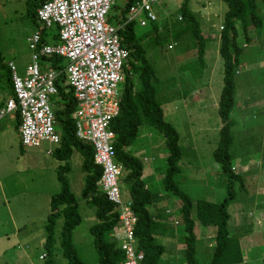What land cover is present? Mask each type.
Masks as SVG:
<instances>
[{
  "label": "rangeland",
  "instance_id": "obj_1",
  "mask_svg": "<svg viewBox=\"0 0 264 264\" xmlns=\"http://www.w3.org/2000/svg\"><path fill=\"white\" fill-rule=\"evenodd\" d=\"M114 3L115 8L109 13L110 16L118 14L124 6L123 0H115ZM183 3L195 17L206 39L203 59L205 64L202 68L195 59L196 46L191 37L189 22L177 21L179 8ZM255 3L258 14L264 16V0H256ZM155 11L158 16L159 39L154 40L151 34L147 35L148 27H137V34L144 37L143 47L156 78L159 104L165 113L170 107L175 109L171 110V114L165 115L164 119L179 133L183 150L187 149L185 157L179 161L180 172L175 175L174 181L177 187L193 200L219 203L227 197L224 185L227 178L219 175V165L212 156L219 140V116L216 110L210 108V114L204 116L210 124L199 129L198 124L203 121V117L190 108L189 102L194 100V92L199 91L202 93H198V96H207V103H213L219 98L223 61L219 55L220 41L217 35L220 34L219 28L224 22L227 6L222 0H161ZM31 12L28 0H0V74H4V65L9 62H13L19 70L25 69L30 62L27 41L40 29L33 22ZM180 31L184 34L180 35ZM249 31V37L255 36L257 39L251 41L244 49L241 72L235 76L236 102L239 106L233 111L232 118L235 119L236 125L232 129L233 145L230 152L231 164L244 177L245 190L237 189L240 188L238 183H233L236 199L228 211L231 215L229 226L245 227L247 221L241 210L249 208L246 201L254 197L255 205H258L253 208L255 218L260 220L263 226L254 224L250 236L240 239V247H243L242 252L247 256V252L252 249L249 245H252L253 241V245L262 244L260 248L253 246L249 255L251 259L247 258L245 264H263L264 18L261 28H250ZM241 38L243 39L242 36ZM172 43L176 44L174 49L167 50L166 46ZM119 90L122 91V84ZM8 97L10 90L0 88V100L5 102ZM53 100L54 103L58 102L55 105L60 108L59 99ZM9 117L6 116L0 122V264H46V261L39 260L38 257L43 253L44 224L49 213L50 194L60 190L59 183L54 178L56 166H63L64 163L55 160L54 156H48V153L45 154V150L54 148L48 143H42L37 148L21 146L15 122ZM191 120L195 122V128H192ZM140 135L129 151L140 160L146 158L149 161L143 162L145 172L149 167H156V171L152 172L155 177L147 178L145 183L153 193L160 192L171 200L179 201L177 197L165 191L161 178L166 173L168 156L162 135L153 128L145 127L141 129ZM29 151L35 154L36 158L28 159L32 156ZM81 162L82 157L75 151L69 161L71 171L66 177L76 196L78 212L82 218L73 233L72 243L84 264H97L98 254L89 234V228L96 222L94 209L80 198L85 176L81 171ZM121 197L124 201L129 199L128 188L123 182ZM154 207L162 208L159 211L161 218L164 217L163 210L169 209L171 216L167 217V220L171 224L167 225V229L169 232H176L178 240L183 241V225L173 224L175 220L180 219L179 211L174 205L163 199L151 206V213H155ZM249 219L252 221L250 217ZM61 224L62 221L57 223L56 234L59 233ZM212 230L201 225L195 227L196 263L211 264L214 246ZM258 232L259 234L254 236ZM158 242L165 247L159 264H181L186 261L183 251L175 256L168 252L165 241ZM169 258L171 259L167 261ZM54 264H67L58 249L55 250Z\"/></svg>",
  "mask_w": 264,
  "mask_h": 264
},
{
  "label": "trees",
  "instance_id": "obj_2",
  "mask_svg": "<svg viewBox=\"0 0 264 264\" xmlns=\"http://www.w3.org/2000/svg\"><path fill=\"white\" fill-rule=\"evenodd\" d=\"M47 1L49 0H28L32 11V20L36 26H39L37 9ZM123 1L124 6L119 10V13L111 16L108 14L106 18L107 23L118 29L117 34L120 43L129 52L119 98L120 111L111 121L110 130L115 135L114 159L122 166L121 184L123 182V185L128 188V202L131 203L130 208L136 216L134 235L137 239V249L144 253L145 264H159L160 258L165 253V247L158 242L162 222L157 213L159 210L151 213V206L155 205L157 194L145 189V182L141 177L144 172L143 162L148 160L144 158L142 161L129 151L134 142L141 137V129L145 127L153 128L161 134L167 149L166 173L161 178L165 191L176 196L181 202L178 209L180 219L173 224L174 226L182 224L184 227L182 232L183 244H185L183 256L186 261L184 263L199 264L194 259L196 254L194 232L195 227L201 225L204 228L213 229L212 232H214L211 264H245L247 258L251 259L249 255L253 251V246L260 248L262 244L254 243L253 245V241L252 245H249L252 249L247 252L248 255L246 256L240 247V239L250 236L254 224L259 227L263 225L260 224V220L255 218L254 209L256 207L252 202L253 198H249L246 201L249 208L241 210V214L245 216V221H247L246 226L242 228L241 226H229L231 215L228 209L236 199L233 193V183H238L240 188L237 187V189L245 190L244 177L231 164L232 156L230 153L233 145L232 129L236 125V121L232 117L233 111L238 105L236 102L235 76L241 72L240 64L244 49L248 47L251 41L257 39L255 36L249 37V29L261 28L264 16L258 14L256 0H222L227 6V11L224 14L223 28L219 34L220 44L218 46L219 55L223 61V77L216 108L221 126L218 132L219 140L212 156L219 165V175L227 178V182H224L227 197L223 201L215 203L202 199L193 200L182 192L174 181L175 175L180 172L178 162L187 149L184 148L183 150L179 133L174 126L164 119L155 87L156 78L146 57L145 47H143L144 37L142 38L137 34L138 26L134 20L128 21L129 8L138 0ZM114 8L115 3L112 9ZM179 16L181 18L177 20L178 22L187 21L190 24L191 37L196 46L194 48L195 59L202 68L205 64L203 59L206 51L204 46L206 39L199 29L195 17L184 3L179 8ZM158 26V21L146 26L148 27L147 35L151 34L154 40L159 39ZM40 32L41 43L38 44V48L44 42L54 43L58 39L56 26L50 29L40 28ZM182 32L180 31L179 34L183 35ZM50 35L53 37L48 41L47 37ZM174 45L176 44H168L167 50H173ZM43 60L49 62L57 70L65 65L64 60L60 57ZM4 66V74H0V88L10 90V96H13L11 71L8 65ZM192 83H194L193 80ZM55 85L59 93L61 107L58 108L55 105L53 114L57 122L56 128L60 133V143L54 147L53 156L64 164L58 169L56 177L60 190L51 194L49 198V213L44 224L43 253L38 258L46 261V264H54L55 250L58 249L67 264H84L79 259L74 243H72L73 233L82 222V218L78 212L76 196L71 191L69 181L66 178L70 171V158L76 151L82 157L81 171L85 174L80 198L94 209L96 219L95 224L89 228V234L93 238L92 242L98 254L97 264H123L125 251L122 245L125 242L113 238L114 231L119 225L115 204L108 201L105 194L97 186L102 168L94 164L92 146L76 138V121L72 119V113H75L77 103L73 97V90L66 81L65 75H60ZM194 93V100L189 102L191 108L197 102V92ZM201 107H204V104ZM163 219H165V224H168L166 218ZM60 221H62L61 228L56 234L57 223ZM259 232L254 236H257ZM175 234L176 232H173V235ZM41 256L43 257L41 258Z\"/></svg>",
  "mask_w": 264,
  "mask_h": 264
},
{
  "label": "built area",
  "instance_id": "obj_3",
  "mask_svg": "<svg viewBox=\"0 0 264 264\" xmlns=\"http://www.w3.org/2000/svg\"><path fill=\"white\" fill-rule=\"evenodd\" d=\"M115 0H49L37 9L40 28L57 27L60 44L42 45L40 31L28 39L31 62L24 76L9 63L13 96L0 109V120L19 115L18 134L25 147L42 143H60L51 99L57 94V73L42 71V56H60L67 60L62 71L77 103L72 119L76 121V138L94 150V164L102 168L97 186L119 213V226L113 238L124 240V264H145L144 253L137 250L134 237L136 217L130 202L121 197L122 166L114 159L115 135L111 121L119 114V87L124 80L129 52L120 43L118 29L107 23ZM160 0L136 1L129 8L128 21L138 19L141 27L157 21L155 7ZM143 16V17H142ZM180 16L178 20H180ZM222 29V27H220Z\"/></svg>",
  "mask_w": 264,
  "mask_h": 264
},
{
  "label": "crops",
  "instance_id": "obj_4",
  "mask_svg": "<svg viewBox=\"0 0 264 264\" xmlns=\"http://www.w3.org/2000/svg\"><path fill=\"white\" fill-rule=\"evenodd\" d=\"M138 1H140V0H138ZM137 1V2H138ZM136 3V2H135ZM160 3H161V0H160ZM160 3H159V5H157L156 7L158 8V6H160ZM155 13H156V11H155ZM157 15V14H156ZM143 17V16H142ZM157 21H158V16H157ZM134 22L136 23V25L138 26V27H141L140 26V24H139V21H138V19H134ZM150 23H148V25H149ZM147 25V26H148ZM221 26H223V24L221 25ZM220 26V27H221ZM39 27H40V25H39ZM50 29V28H49ZM40 31V29L37 31V32H39ZM33 37V36H32ZM52 35H50V36H48L47 37V40L49 41V40H51L52 39ZM213 37V36H212ZM219 36L217 35V38H218ZM48 43V44H47ZM60 44V41H59V38L58 39H56L55 41H54V43H51V42H44L43 43V45H47V46H57V45H59ZM27 45H28V42H27ZM29 49V48H28ZM27 49V50H28ZM30 51V50H29ZM53 57H60V56H55V55H53V56H42L41 58H40V60H39V65H40V68H41V70L42 71H47V70H53L55 73H57V78L60 76V75H65L62 71L64 70V68L66 67V65H67V60L64 58V57H60V58H62L63 60H64V63H65V65L60 69V70H57V69H54L53 67H52V65L49 63V62H46V61H44L43 59H48V58H53ZM30 62H31V51H30ZM30 62L28 63V65L30 64ZM9 63H11V64H13L15 67H16V70H17V73H18V75L19 76H24V73H25V70H26V68L28 67V65H26V67H25V69H21V70H19V68L13 63V62H9ZM8 63V64H9ZM7 64V65H8ZM20 73V74H19ZM65 77H66V81H67V76L65 75ZM57 78H56V80H57ZM68 82V81H67ZM57 88V87H56ZM198 93L201 95V91H199V92H197V94H196V99H197V102H196V104L191 108V106H190V108L193 110V111H195L196 113H197V115L198 116H201V117H203L202 118V122H200V124H198L199 126H198V128L199 127H204V125L205 126H208L210 123H209V121L207 120L206 121V118L204 117L206 114H210V108H212V109H214V110H216V108H217V101H214L213 103H207V102H205V100L207 99V96H198ZM195 94V93H194ZM209 94V93H208ZM12 97V95L10 96V97H8L7 99H6V101L4 102V101H1L0 100V109H2V108H4L5 107V105H6V102L10 99ZM54 98H57V99H59V93H58V90H57V94L55 95V96H53L52 97V99H51V105H52V108L54 109V106H55V104L56 103H58V102H56V103H54L53 101V99ZM187 104V103H186ZM204 104V107H201V105H203ZM195 108H196V110H195ZM202 108V109H201ZM171 110H175L174 108H168V110H166V113H165V111H163V109H162V112H163V114H164V117H165V115H167V114H171L172 113V111ZM76 111V110H75ZM217 111V110H216ZM73 115V114H72ZM190 117H191V115H190ZM5 117H3L2 119H4ZM2 119L0 120V122H2ZM9 119L10 120H13L14 122H15V130L17 131V133H18V126H19V123H20V119H19V115H17V113H14V114H12V115H10V117H9ZM192 121V120H191ZM194 126H196V124H195V122H193L192 121V128H195ZM199 129H201V128H199ZM220 129V128H219ZM204 130V129H203ZM58 131V130H57ZM219 131V130H218ZM4 131H2V133H3ZM60 134V133H59ZM21 146H23L22 144H21ZM23 147H25V146H23ZM55 147V146H54ZM53 150H54V148L52 149V150H45V154L46 155H48V156H53ZM29 153L32 155L30 158H28V159H34V158H36V155L35 154H33L31 151H29ZM48 153V154H47ZM81 156V155H80ZM72 157V156H71ZM185 156H182V158H184ZM181 158V159H182ZM55 160H56V158H54ZM71 159V158H70ZM58 161V160H57ZM58 162H60V161H58ZM149 162V161H148ZM81 164H82V162H81ZM178 166H179V162H178ZM61 167V165H57L56 166V170L58 171V169ZM180 169V168H179ZM57 171L55 172V174H56V176L54 177L55 179H56V177H57ZM71 171V170H70ZM70 171H69V173H70ZM155 172L156 171V167H149L148 168V171L147 172H143V175L141 176L142 178H143V180H144V182H145V180L147 179V178H151V177H155V176H153L154 175V173H152V172ZM192 171L194 172V169H192ZM68 173V174H69ZM67 174V175H68ZM145 174H147L146 176H144ZM161 173L159 172V175H160ZM191 175H193V174H191ZM84 177V176H83ZM68 179V178H67ZM57 180V179H56ZM58 182V181H57ZM121 186H122V184H121ZM70 188H71V186H70ZM145 188L146 189H148V190H150L149 189V187H148V185L145 183ZM82 190V189H81ZM72 191V190H71ZM183 192V191H182ZM157 194V200H156V202H155V205L157 204V203H159L161 200H165L166 202H170L172 205H174V207H175V209H179L180 208V205H181V202H180V200L179 201H177L176 199H172L171 200V198H167V197H165L164 195H162L160 192H157L156 193ZM51 195V194H50ZM172 195V194H171ZM188 195V194H187ZM174 196V195H173ZM189 196V195H188ZM221 196V194L219 195V197ZM176 197V196H175ZM191 198V197H190ZM126 201H128V200H126ZM252 202H253V204L255 205V202H254V197H253V199H252ZM255 207H258V205H255ZM162 208H155L154 207V210H161ZM159 211L157 212L158 213V215H159V217H160V214H159ZM179 211V210H178ZM167 212H169V213H167ZM163 213H164V217L163 218H166V222H168V224H171L168 220H167V217H170L171 216V213H170V211H169V209L168 208H165L164 210H163ZM261 217V216H260ZM163 218H161V227H160V240L161 241H165V244H166V247H167V250H168V252L169 253H173L175 256L177 255V254H179L180 252H182L184 249H185V244H183L184 243V237L182 238V240L183 241H180V240H178L179 238H178V236L175 234V235H173V232L171 231V232H169L168 231V229H167V225L168 224H165V219H163ZM179 220V219H178ZM178 220H175L174 222H177ZM260 222V221H259ZM260 224H262L261 222H260ZM243 248V247H242ZM171 258H169L167 261H169ZM178 264H180V263H178ZM181 264H184V262H182Z\"/></svg>",
  "mask_w": 264,
  "mask_h": 264
},
{
  "label": "clouds",
  "instance_id": "obj_5",
  "mask_svg": "<svg viewBox=\"0 0 264 264\" xmlns=\"http://www.w3.org/2000/svg\"><path fill=\"white\" fill-rule=\"evenodd\" d=\"M222 28H223V26H221ZM219 30L221 31L222 29H220L219 28ZM21 141V140H20ZM122 176H123V173H122ZM122 179V178H121ZM146 189V188H145ZM120 190H121V183H120ZM124 201V200H123ZM124 202H127V201H124ZM117 212V211H116ZM132 212H133V210H132ZM117 214H118V219H119V213L117 212ZM133 214H134V212H133ZM135 215V214H134ZM136 217V216H135ZM119 224H120V222H119ZM119 226V225H118ZM117 226V227H118ZM134 237H135V235H134ZM135 239H136V237H135ZM137 240V239H136ZM135 240V241H136ZM136 243H137V241H136ZM138 250V249H137ZM139 251V250H138ZM43 256H41V258H42ZM144 261H145V258H144ZM124 264V263H123Z\"/></svg>",
  "mask_w": 264,
  "mask_h": 264
}]
</instances>
